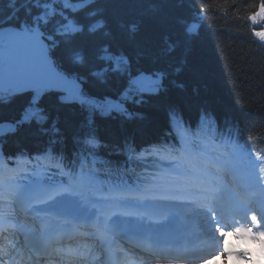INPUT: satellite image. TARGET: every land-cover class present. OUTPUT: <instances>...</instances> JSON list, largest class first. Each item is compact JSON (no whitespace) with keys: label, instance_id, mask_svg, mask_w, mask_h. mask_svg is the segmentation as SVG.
<instances>
[{"label":"trees","instance_id":"16d2710c","mask_svg":"<svg viewBox=\"0 0 264 264\" xmlns=\"http://www.w3.org/2000/svg\"><path fill=\"white\" fill-rule=\"evenodd\" d=\"M262 4L264 0H0V29L35 24L57 64L69 70L54 51L63 50L71 63L84 59L78 73L89 94L100 98L102 90L135 87L140 72L162 73L154 94L139 95L137 102L127 92L124 108L100 120L83 105L72 111L49 105L39 127L20 117L24 95L0 94V121L15 124L0 137V153L28 155L30 164L42 153L48 166L56 164L71 177L89 176L97 190L108 193L152 189L163 170L157 154L211 147L210 139L228 150L263 152L264 41L256 38L264 28ZM47 169L51 178H59L57 168Z\"/></svg>","mask_w":264,"mask_h":264},{"label":"bare ground","instance_id":"6f19581e","mask_svg":"<svg viewBox=\"0 0 264 264\" xmlns=\"http://www.w3.org/2000/svg\"><path fill=\"white\" fill-rule=\"evenodd\" d=\"M203 166L204 165L199 164V170L197 172H193V171L190 172V175L186 177L187 181L190 183L184 184V185L179 184L180 187L178 188L179 189L178 192L162 193V194L157 195L156 198L160 199V201L153 202V204L150 206H152V208H157L158 210H160V212L154 211L153 209H150L152 211V214H148V219L146 222H147L148 226L152 227V229L153 228L157 229L160 226V221H161L162 217L165 218L166 220H173L174 219V217L168 213V210L169 209H175V212L181 214V217L183 220H185V222L193 223L194 228H198L199 226H203L202 229L204 232L208 233V237H213V238H215V240H221L222 244L225 248L229 247V249H240V252H242L240 256L238 255V256L232 257L231 259H229L227 261L226 260H220V259H218V260L214 259V260H212V262L207 261V262H209L208 264H247L246 262L241 261V260L244 258H247V256L245 255V253L247 251L245 249V246L248 244V241H246L245 238L235 240L231 233L223 232L222 230H220L219 226H217V224L215 222V220L216 221L218 220V218L215 217L217 212L215 213V216H214L213 214L210 213V210L205 208V204L209 203L208 199L211 196L209 189L206 188V181L208 180V178H212L211 176L208 175L210 173H207V170L210 171L211 175L214 177L217 176L218 172L216 170H214L213 168H210L209 166H204L205 168ZM195 178L198 179L200 182H196ZM202 181H205V185ZM213 183H214V185L216 184L215 181H213ZM215 186H216V189H219L217 191H222L221 195L223 196L224 189H226L227 185H224L223 187L218 186V185H215ZM191 187H195V190L190 193L188 190ZM200 188L202 190L204 189V191H206V192L201 193V191H198V190H201ZM45 189H52V188H47L46 186L42 185L37 190V195L30 196L29 193H26L24 196L25 201H26L27 197L29 199H33V198L36 199L38 197L39 200H42L43 197L45 198V191H44ZM52 191H56V190H52ZM29 192H35V191H29ZM8 195H9V193H8ZM213 195L214 194L212 192V196ZM7 200H8V197L6 196V194H5V196H0V218H3L4 216L10 215V211H9L10 205H8ZM232 200L237 201V203H236V205H238L237 214L242 215V213H244L245 215H247V209L240 205L241 202L239 200H237V199L235 200L233 198H232ZM87 202H90V200H81L80 201L81 207H86V208L94 207L95 210L99 207L100 208L104 207V204L101 203V198H98V202L96 201L94 203H89V204H87ZM210 202H211V200H210ZM94 204H96V205L93 206ZM196 207L198 209H196ZM221 208H225L226 211H229L228 206L223 205V207H221ZM194 210H195V212H193ZM11 212H13L15 219L19 218V215L16 213V211L14 209H12ZM114 213H121L122 215H125L124 216L125 222H129V216H132V217L134 216V214H132V213H131V215L126 214L128 212L123 211V210H115L112 212V214H114ZM144 216H146V215H144ZM249 218L251 220L250 215H249V217H246V219H249ZM142 220H143V218H141V219L134 218V221L131 224H133L135 222L136 223L135 225L139 226L140 224H143ZM166 220H163V221L169 222ZM243 220L244 219H242V218L237 219V221H239L238 224L240 226L242 225ZM213 222H214V224H213ZM128 224H130V223H128ZM153 224H157V225L152 226ZM209 226H210V228H209ZM240 226H237L236 229L239 228ZM152 229H150V230H152ZM213 229H215V230L213 232H211ZM223 233H227V234L225 235ZM232 244L234 245V248H232ZM9 250L10 249H7V247H5V246L3 247L1 245L0 251L1 252L3 251V253H7L6 258H10V257L14 258L13 251L10 252ZM22 257H23L22 255L18 256L19 259H21ZM1 259H3L2 263H6L4 261L3 256H1ZM130 260H131V262L134 261L133 258H131ZM141 260H142V257L139 255L138 260H136L139 262L137 264H141L142 263V262H140ZM6 261L8 262L7 259H6ZM77 262L79 264H86V263L82 262L81 260H78ZM50 263L64 264L63 262L58 261V259L55 262L50 261ZM153 264H161V263L156 262ZM191 264H199V262L198 263H191Z\"/></svg>","mask_w":264,"mask_h":264},{"label":"water","instance_id":"95a60500","mask_svg":"<svg viewBox=\"0 0 264 264\" xmlns=\"http://www.w3.org/2000/svg\"><path fill=\"white\" fill-rule=\"evenodd\" d=\"M18 32L15 28H7L1 33V41L6 45L7 52L13 57L12 61L0 64V91L12 89L21 93L33 89H50L64 92L60 97L61 101H68V96L80 95L81 85L74 79L68 78L60 73L54 66L45 42L40 37L38 46H33L29 42L19 39L5 40L6 34L11 35ZM36 32V31H34ZM41 36L40 32H36ZM58 76L61 83L47 84L44 81L50 76ZM156 82L144 73L139 74L136 83H140L141 92H153L155 87L146 88L145 83ZM73 83L76 85L73 88ZM12 125L7 122L0 123V136L9 132Z\"/></svg>","mask_w":264,"mask_h":264},{"label":"rangeland","instance_id":"374dc122","mask_svg":"<svg viewBox=\"0 0 264 264\" xmlns=\"http://www.w3.org/2000/svg\"><path fill=\"white\" fill-rule=\"evenodd\" d=\"M0 58L4 59L5 57H4V55H1ZM100 93L105 97V99H107V97H109L108 93L105 92L104 90L100 91ZM119 99H120L119 101L122 100L121 98H119ZM107 103H108V106H106V107L101 106L100 103L99 104L89 103L87 106L90 109H92V108L93 109L95 108L96 110H106L107 109L109 111V105L110 104H109V102H107ZM116 107H117V105H115L112 108H116ZM104 112L105 111H103V113ZM30 115H35L36 117H38L40 119H44L45 116H46V115H44L42 113L38 115V112L34 108H30L28 110V115H26V116H30ZM195 155H196L197 158H199L200 160H202L204 162L203 165L208 166L209 162H208V157L206 155H203L204 157L202 155H199V153H195ZM242 156H243L242 154L239 155V158L237 159V161H240L242 159ZM247 163L250 164V161H247ZM18 165H20V163ZM252 168L255 169V171H264V161L260 158L259 163L252 165ZM234 169H235V167H234ZM248 170L251 171V169H248ZM187 173L188 172L184 169L183 164L181 162H179V161L178 162H174L173 166H171L170 168H167L163 172L160 182L157 185L154 186L156 188V190H154L152 192H148L147 194H144L143 195L144 197H141V195L138 196L139 200L138 199L137 200L138 201H142V203H147V202L148 203H152V202L160 201V199L156 198V196L159 195V194L178 192L179 191L178 188L180 187L179 184L184 185V184H189L190 182L187 181L186 177H183V180H181L182 177L181 178L175 177V175L176 174H182V175L187 176L188 175ZM207 173L211 174V172L208 171V170H207ZM218 175H219V173L217 174V177H218ZM255 175H257V173H254V175L252 177H254ZM261 177L262 176H259L258 178H261ZM80 178L81 177H78L76 180L71 181V182H69L66 185H64V184L56 185L55 187H53L52 190L60 191V190L68 188L69 185H73V184L77 185V181ZM208 179H211V178H208ZM256 181L257 180L254 181V184L256 183ZM41 183H42L41 181L36 180L31 185L34 186L35 190H38L39 186L41 185ZM8 184L7 183L5 184V187L7 189L9 188ZM215 185H217V184H215ZM259 187L260 188L258 190H256V192L254 193L255 194V199L258 200L261 203V205L264 206V184L260 185ZM215 188H216V186H215ZM87 189H88V195L87 196L89 197L88 200H90V203H94L96 201L98 202V198H101V203L104 204V207H102L101 210H103V211L105 210L104 212H106V211H115V210H123V211L124 210H130L132 213H135V212L142 213L143 212V213L148 214V211L151 209V207H148L147 204H139V205H135L133 203L131 204V202H129L127 200V198L123 197V194H118V193H113L112 192L108 196L107 195L104 196V195L101 194L102 192H100V191L98 192L94 188V185L92 183H90L88 186L84 187L82 190H87ZM46 190L47 189H45L44 191H45V198L47 199V194H49V192L51 193V192H54V191H52V190L51 191H46ZM194 190H195V187H191L188 191L191 193ZM198 191H201V193H205L206 192V191H204V189L203 190L201 189V190H198ZM235 192H236L237 197L241 196V193H239L238 189H235ZM4 193H5V191L3 189V191L0 193V196H4L5 195ZM210 195L211 196L208 199L209 202H210V198L212 197V192L210 193ZM118 201H125L127 206H121L119 203H117ZM143 201H146V202H143ZM242 203L246 207H249V205H250L249 201H243ZM152 204H150V205H152ZM95 205L96 204H94L93 206H95ZM196 209H198V208L196 207ZM193 212H195V210ZM157 224H153L152 226H154V225L156 226ZM213 224H214V222H213ZM210 226H209V228H210ZM214 230L215 229H213L211 232H213ZM263 233H264V231H263ZM251 245L254 248H259V246L261 245V242L259 243L258 241L251 240V244L248 242V244L245 246V249L248 250ZM208 260H209V262H212V260H214V259H212V257H211ZM208 260L200 262L199 264H203L204 262H205L204 264H208L209 263V262H207ZM258 264H262V263H258Z\"/></svg>","mask_w":264,"mask_h":264},{"label":"snow or ice","instance_id":"6c2138e0","mask_svg":"<svg viewBox=\"0 0 264 264\" xmlns=\"http://www.w3.org/2000/svg\"><path fill=\"white\" fill-rule=\"evenodd\" d=\"M81 2H86V0H81ZM261 16H264V4L261 5ZM253 20H256V16L252 17ZM24 24H27V21L23 22ZM257 36H260L261 38H264V32H257ZM5 40L9 39H19L29 42L31 45L38 46L40 42V35H38L36 32L32 31H24V32H16L14 34L8 35L6 34L4 36ZM47 84H57L61 83V80L58 76L52 75L48 79L44 81ZM76 85L73 83V88H75ZM138 91L140 89H137ZM91 183V178L88 176H82L78 181L77 185L79 187L69 185L68 188L60 190V191H54L49 194H47V199L40 200V203L44 204L45 207L43 209H39L41 211H53L59 216H73L75 218H83L87 215L88 209L86 207H81L80 201L81 200H88L89 197L86 195V193L82 190L84 187L88 186ZM30 196L37 195L35 192H29ZM121 206H127L125 201H118ZM128 215H131V213H126ZM251 220L253 222L257 221V216L252 215ZM113 223H119V219L117 218L116 221H113ZM249 230L247 229H236V233L245 232L248 233ZM227 234V233H223ZM261 237H264V233H260ZM250 238H255L251 237ZM261 244H264V239H261Z\"/></svg>","mask_w":264,"mask_h":264}]
</instances>
